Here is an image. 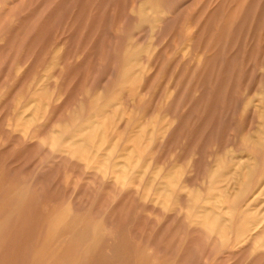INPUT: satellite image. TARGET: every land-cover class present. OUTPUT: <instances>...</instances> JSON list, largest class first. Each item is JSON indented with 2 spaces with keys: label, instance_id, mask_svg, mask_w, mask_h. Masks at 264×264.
<instances>
[{
  "label": "rangeland",
  "instance_id": "obj_1",
  "mask_svg": "<svg viewBox=\"0 0 264 264\" xmlns=\"http://www.w3.org/2000/svg\"><path fill=\"white\" fill-rule=\"evenodd\" d=\"M0 264H264V0H0Z\"/></svg>",
  "mask_w": 264,
  "mask_h": 264
},
{
  "label": "bare ground",
  "instance_id": "obj_2",
  "mask_svg": "<svg viewBox=\"0 0 264 264\" xmlns=\"http://www.w3.org/2000/svg\"><path fill=\"white\" fill-rule=\"evenodd\" d=\"M193 9V8H192ZM49 14V13H48Z\"/></svg>",
  "mask_w": 264,
  "mask_h": 264
}]
</instances>
